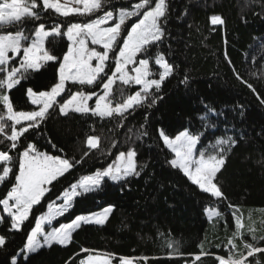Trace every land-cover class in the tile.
<instances>
[{
    "label": "trees",
    "instance_id": "16d2710c",
    "mask_svg": "<svg viewBox=\"0 0 264 264\" xmlns=\"http://www.w3.org/2000/svg\"><path fill=\"white\" fill-rule=\"evenodd\" d=\"M134 2L139 0L126 3L113 0L111 7L125 9ZM167 3L165 36L152 50L153 55L155 51L162 52L174 66L173 75L156 93L162 99L151 108L137 107L131 115L126 113L122 127L116 119L101 120L81 114L64 117L50 109L53 114L40 128L25 134L28 142L36 143L38 148L53 156L80 161L84 152L89 154L54 182L52 191L41 205L33 208L21 231H9L8 218L0 223V235L7 238L6 245L0 248V264H11L21 252L48 201L83 176L106 168L119 152L129 149L137 153L138 170L146 165L140 175L120 182L106 179L96 191L77 197L73 207L60 218L68 222L76 216L113 206L106 223L81 224L72 232L67 245L53 244L26 258L20 255L17 264H79L80 259L91 254L111 257L115 264L121 257L132 258L134 264H218L214 257L227 258L229 240L237 231L231 210L245 225L239 230L242 239L253 242L251 235L254 233L258 246L264 247V239H261L264 237V103L242 82L252 84L259 97L264 98V0H167ZM50 11L42 13L41 22L46 29L60 23L65 26L62 31H66L69 23L87 19L63 18ZM213 16L220 17L223 23L212 24ZM35 23L25 24L27 35L32 34ZM68 46L65 36L56 38L55 43L46 41L50 53L61 61L45 64L28 80L9 90L7 94L14 110L38 109L31 104L26 90L31 88L37 93L50 90L57 81L58 64ZM185 78L187 83H184ZM119 87V82L113 86L116 99H119ZM85 89L91 87L67 83L66 91L57 99L62 102L73 92ZM137 90L139 87L135 85L125 86V96ZM202 115L207 119L201 121ZM141 126L147 135L137 139ZM161 130L168 136L182 130L203 131L202 144L210 151L215 139L232 136L237 141L226 153V162L218 173V183L226 201L215 200L198 190L170 166L172 154L162 143ZM92 135L100 137L99 149L87 148V137ZM24 139L21 138L20 147L11 154L23 150ZM0 140H3L0 150L7 151L9 142L3 136ZM113 142L115 147H111ZM102 151L108 154L102 155ZM12 167L13 172L18 171L17 167ZM8 188V182L0 185V198ZM228 204L236 207L229 208ZM215 206L224 213L225 219L210 223L205 209ZM168 240L179 241L178 250L166 248ZM233 243L237 244L235 251H243L240 238ZM197 254L202 256L200 261L195 260ZM257 258L264 262V254H257Z\"/></svg>",
    "mask_w": 264,
    "mask_h": 264
},
{
    "label": "snow or ice",
    "instance_id": "6c2138e0",
    "mask_svg": "<svg viewBox=\"0 0 264 264\" xmlns=\"http://www.w3.org/2000/svg\"><path fill=\"white\" fill-rule=\"evenodd\" d=\"M117 2L126 3L127 0ZM112 4L113 0H0V30L10 29L0 34V136L9 142L7 151L0 150V185L5 182L10 184V188L0 198V212L6 214L0 215V223H4L8 218L9 231H21L34 206L41 205L46 195L52 191L54 182L69 173L75 164L82 163L84 157L89 154L86 151L80 161H70L50 155L38 148L36 143L28 142L25 134L30 130L39 129L53 114L50 109L64 117L81 114L99 117L101 120L116 119L122 127L123 121L127 119L126 113L131 115L137 107L151 108L162 99L156 93H159L164 81L173 75L174 66L168 62L165 55L159 51H155L154 55L152 53L165 36L163 25L167 23V0H139L129 5L130 10L112 8ZM49 10L50 14L63 18L75 16L87 19L85 22L69 23L66 31H62L65 26L60 23L46 29L45 23L41 22L42 13H49ZM133 17L138 19L131 24L127 23ZM28 22H37L31 35H25L24 26ZM211 23H223V20L213 16ZM61 36H65L70 43L62 56V62L58 64L57 81L50 86V90L38 93L31 88L26 90L31 104L38 106V110H14L7 93L20 85L21 81L28 80L33 72L39 71L45 64L61 61L60 57L51 54L46 47V41L55 43V39ZM89 44L100 46L101 50L89 47ZM138 55L147 58L137 59ZM16 57L20 59L16 60ZM151 63L158 67V72L152 70ZM131 65L138 66L130 68ZM237 78L241 79L239 76ZM68 82L92 88L99 85L101 92L76 91L60 102L57 98L66 91ZM117 82L120 85L117 89L119 99H116L113 93V86ZM242 82L257 95L261 103H264V98L259 97L252 84ZM184 83H187V78ZM133 85L139 86V90L125 96V86ZM94 96V106L90 107L89 101ZM199 119L204 121L207 117L202 115ZM202 127L211 130L208 125ZM145 135L147 132L141 126L140 135L136 138L140 139ZM159 136L172 154L169 164L173 169L178 170L192 185L209 194L211 198L218 201L227 200L219 186L218 173L226 162V153L237 143L232 136L215 139L211 151H200L198 148L204 147L201 144L203 131L192 133L185 130L170 138L161 130ZM21 138H25L23 150L16 155L11 154L20 147ZM0 143H3V140H0ZM86 146L89 149H99L100 137L88 136ZM111 147H115V142ZM101 154L108 153L102 151ZM136 157L134 149L119 152L112 164L70 184L55 199L48 201L46 212L36 218L35 226L27 235L21 251L26 249L27 253L32 254L42 248H50L53 244L67 245L71 241L72 232L81 224L104 225L113 211V206L76 216L71 222L54 227L51 231L45 230L46 224H51L54 219L63 216L73 207V201L77 197L96 191L106 178L120 182L129 177H138L146 165L138 170ZM10 165L17 167L18 171L13 172ZM56 200L61 203L57 204ZM227 206L236 207L231 204ZM208 215L210 218L218 217L221 213L210 210ZM232 216L237 231L229 240V254L227 258L215 256L214 259L218 264H264L257 258V254H264V247L258 246L259 241L253 230L249 228V232L253 233V242L243 240L239 231L245 227L242 218L237 216L235 211ZM237 238L242 241L243 251H235L237 244L233 241ZM6 243L7 238L0 235V248ZM165 247L178 250L179 241L168 240ZM201 258V254L195 255L196 261ZM11 264H17V260L12 259ZM79 264H113V260L107 256L88 255L80 259ZM120 264H133V259L121 257Z\"/></svg>",
    "mask_w": 264,
    "mask_h": 264
},
{
    "label": "rangeland",
    "instance_id": "374dc122",
    "mask_svg": "<svg viewBox=\"0 0 264 264\" xmlns=\"http://www.w3.org/2000/svg\"><path fill=\"white\" fill-rule=\"evenodd\" d=\"M61 2H64V0H61ZM125 10H130L129 8H125ZM136 19H138V18H136V17H133L132 18V20H129L127 23H129V24H131L134 20H136ZM0 31H2V30H0ZM0 34H4V32H0ZM25 35H27L26 33H25ZM70 43V42H69ZM89 47H96L97 48V50H101L100 49V46H97V45H91V44H89ZM10 55H12V54H10ZM18 58H20V57H16L15 59H18ZM140 58H147L146 56H140V55H138V57H137V59H140ZM110 62H111V54H110ZM95 63V62H94ZM135 66H138V65H131V66H129L130 68H132V67H135ZM151 67H152V70L154 71V72H158L159 71V69L157 70V69H155V68H153V64L151 63ZM158 78V77H157ZM68 83H71V82H68ZM136 86V85H135ZM137 87H139V86H137ZM82 91H84L85 93H91V92H97V93H100L101 92V89H100V86L98 85L96 88H92L91 87V89L90 90H82ZM74 93V92H73ZM102 94V93H101ZM71 95V94H70ZM30 98V97H29ZM67 98V97H66ZM95 100H96V97L94 96L93 97V99L92 100H90L89 101V106L90 107H93L94 106V103H95ZM63 102V101H62ZM38 110V109H37ZM182 131H185V130H182ZM182 131H180V132H182ZM180 132H178V133H176V134H174L173 136H169L170 138H174L175 137V135H177V134H179ZM201 144H202V140H201ZM204 145V144H203ZM198 148H199V150L200 151H204L205 149H207V150H209L207 147H206V145H204V147H199L198 146ZM210 151V150H209ZM88 176V175H87ZM83 177H85V176H83ZM82 177V178H83ZM82 178H80V179H82ZM79 179V180H80ZM107 179V178H106ZM105 179V180H106ZM78 180V181H79ZM77 181V182H78ZM113 182V181H112ZM74 202V201H73ZM56 203L57 204H59V203H61V201L60 200H56ZM35 207V206H34ZM47 210V209H46ZM46 210H45V212H46ZM210 210H216V211H218V212H220L221 213V216H214V217H209V215H208V213H209V211ZM44 212V213H45ZM231 212H233V210H231ZM1 214V213H0ZM66 214V213H65ZM64 214V215H65ZM205 214H206V217L208 218V220H209V222L210 223H213L214 222V220H217V219H221L222 218V220L223 219H225V215H224V213L218 208V207H213V208H207V209H205ZM63 215V216H64ZM63 216H60V217H57L56 219H54L53 221H52V223L51 224H46L45 225V230L46 231H51V229L52 228H54V227H60L62 224H65V223H69V222H71V221H68V222H62V221H60V218L61 217H63ZM20 255H22V256H24V257H26L27 255H29V253H27V250L25 249L24 251H21L18 255H17V257H15L14 259H18V257L20 256ZM92 256H100V257H106L105 255H101V254H91ZM108 257V256H107ZM113 264H115L114 262H113ZM117 264H120V260H119V262L117 263ZM133 264H134V262H133Z\"/></svg>",
    "mask_w": 264,
    "mask_h": 264
}]
</instances>
